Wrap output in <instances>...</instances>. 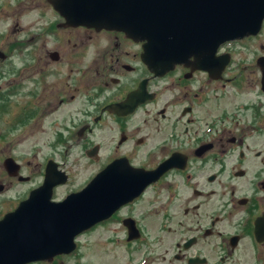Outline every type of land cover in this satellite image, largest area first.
<instances>
[{"label": "flooded vegetation", "instance_id": "af4514ba", "mask_svg": "<svg viewBox=\"0 0 264 264\" xmlns=\"http://www.w3.org/2000/svg\"><path fill=\"white\" fill-rule=\"evenodd\" d=\"M46 1L59 20L48 22L45 11L36 12L17 52L31 59L24 69L34 74L30 78L34 117L62 114L64 107L83 99L79 110L62 116V121L81 124L70 136L59 132L65 137L61 153H70L71 140L82 145L93 159V178L117 160L122 162L111 175L117 181L127 179L130 167L152 171L172 157L173 167L83 231L72 253L32 264H94L87 258L94 247L99 251L93 259L98 264L104 259L108 264H152L156 250L157 264H264V19L259 29L214 50L207 40L201 42L214 29L211 18H196L193 54L172 70L156 74L142 62V43L118 31L65 27L64 19ZM198 2L205 5L204 0ZM257 16L241 20L253 22ZM39 20L44 22L37 28ZM70 29L113 33L114 52L127 45L130 49L122 52V58L103 55L105 65L99 64L101 59L95 66L82 65L86 41L76 35L70 50L72 39L66 33ZM50 40L57 45L53 47ZM108 54L115 57L110 65ZM4 55L0 60H7L9 55ZM136 60L140 64L134 65ZM57 77L60 83L54 81ZM46 79L51 83L40 91L38 84ZM18 84L17 89L24 85ZM141 86L145 94L137 108L113 110ZM46 93L57 96L45 99ZM103 138L111 140L106 143ZM138 159L142 162L136 163ZM60 161L56 169L64 171L68 181L54 188L55 201L86 186L59 197L61 188L73 181L67 162ZM45 170L46 166L44 177ZM21 177L15 179L23 181ZM116 185V193L130 189L126 183ZM150 232L157 236L152 238ZM103 233L110 237L103 240ZM170 235L174 240H168Z\"/></svg>", "mask_w": 264, "mask_h": 264}, {"label": "water", "instance_id": "95a60500", "mask_svg": "<svg viewBox=\"0 0 264 264\" xmlns=\"http://www.w3.org/2000/svg\"><path fill=\"white\" fill-rule=\"evenodd\" d=\"M48 1L64 18L65 27L119 31L142 42V60L156 74L188 60L193 54L196 18H211V29H214L201 42L207 40L215 50L221 43L247 34V30L259 29L264 19V0H204L205 5H199L198 0ZM254 14L258 16L253 22L241 20ZM143 94L144 86H141L113 110L137 108L143 102ZM12 161H6V168L11 175H16L19 166ZM121 162L110 164L80 193L56 203L52 201L53 189L65 183L67 177L64 173L59 176L56 163L50 161L42 186L0 221V264H28L72 252L74 239L80 232L110 216L116 204L135 198L143 186L158 180L171 166L170 160L165 167L154 171L130 167L127 179L117 181L111 172ZM117 182L126 183L130 189L116 193Z\"/></svg>", "mask_w": 264, "mask_h": 264}, {"label": "rangeland", "instance_id": "374dc122", "mask_svg": "<svg viewBox=\"0 0 264 264\" xmlns=\"http://www.w3.org/2000/svg\"><path fill=\"white\" fill-rule=\"evenodd\" d=\"M30 1L35 0H0V51L9 55L7 60H0V62H3L0 63V184L4 185L3 190L0 191V214L2 215L16 207L20 199L27 198L31 188L43 183L44 169L48 160H54L59 163L64 158L67 162L66 168L73 175V181L70 182V185L61 188L59 197L63 192L79 190L87 185L96 172L95 165L90 164L93 159L85 154V149L81 147L82 145H73L75 141L72 142L71 140L69 142L72 145L70 153H61L63 146H65L63 143L65 137L63 139L61 135L59 136V132H62L65 136H70L81 124V121L78 120L62 121V116L64 114L66 116L67 114H73V112L79 110L83 101L82 98L75 105L64 107L61 110L62 114L50 115L48 118L41 120L34 117L31 110L25 111L27 108L33 109L34 107L31 93L35 89L33 88L32 79H30L34 74L29 71L30 68L28 71L24 69L31 59L29 57L21 58L22 56L17 52V43L25 39L26 35L29 34L31 19H33V15L36 12L45 11L48 22L59 20V17L47 5L46 0H36L40 3L38 5L31 4ZM23 6L24 8H22ZM25 13L27 14L24 15ZM43 22L39 20L37 28ZM67 32L70 35V39H72L70 50L73 49L76 35L82 36L86 41L82 48V53L86 55L83 57L86 62H82V65L95 66L100 59L99 64L105 65L106 61L101 58L103 55L113 53L122 58L124 55L122 52L130 49L129 45H127L116 49L114 52L113 47L116 39L113 33L98 34L85 29H70ZM51 45L55 47L57 44L51 41ZM8 49L10 53L6 51ZM135 51L139 52V47H135ZM107 58L109 59L107 65H110L112 60L115 59L110 54H108ZM70 60V64H72L75 59L71 56ZM95 60L97 61L96 63ZM64 64L59 63L58 65L62 67ZM133 64H140L139 60H136ZM21 71L26 72L20 74ZM58 79L59 77L55 78L54 81ZM17 82L19 84L24 83L23 87H19L21 89H17ZM57 82L60 83L59 81ZM50 83L51 79L48 80V83L47 79L39 83L40 91ZM56 89L57 86L53 90ZM56 96L57 94L46 93L47 98L42 97L50 99L51 97L56 98ZM72 124H75V127ZM72 136L74 137V135ZM102 140L107 143L111 138H103ZM106 143L105 148L108 147ZM9 157L18 158L20 174L26 177L24 181H18L15 177L7 174L4 161ZM103 157H106L105 151H103ZM138 162L141 163L142 160L138 159L136 163ZM150 233L152 238L157 236L153 232ZM108 236L107 233H103V240ZM168 240H174L172 235H170ZM108 246L109 250H112V253L115 254L112 245ZM93 249L95 251L94 254H87V258L94 264H98L93 259L99 251L97 247ZM152 249H157V246L152 247ZM105 257L107 258V256ZM108 263L109 261L104 259L101 264ZM119 263L121 264L120 261ZM157 263H159L158 250L154 252L152 261V264ZM60 264H65V262ZM69 264H77V262L73 261Z\"/></svg>", "mask_w": 264, "mask_h": 264}]
</instances>
